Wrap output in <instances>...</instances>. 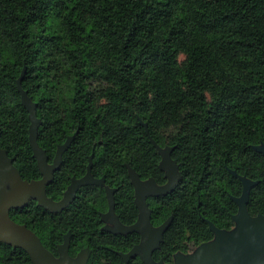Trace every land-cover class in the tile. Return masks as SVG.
Segmentation results:
<instances>
[{
    "label": "trees",
    "instance_id": "trees-1",
    "mask_svg": "<svg viewBox=\"0 0 264 264\" xmlns=\"http://www.w3.org/2000/svg\"><path fill=\"white\" fill-rule=\"evenodd\" d=\"M21 90L36 105L37 144L52 164L74 136L46 196L62 199L72 179H94L60 213L30 201L11 209L43 247L70 234L69 256L90 250L87 264H124L137 233L102 230L113 190L124 226L138 218L128 167L141 181L166 183L150 140L173 148L181 179L172 193L146 200L154 227L171 217L152 259L172 263L234 227L241 181L257 182L246 210L264 216V0H0V151L21 179L41 175L29 144ZM146 125V129L143 125ZM0 264H31L0 242ZM127 264H143L139 257Z\"/></svg>",
    "mask_w": 264,
    "mask_h": 264
},
{
    "label": "water",
    "instance_id": "water-1",
    "mask_svg": "<svg viewBox=\"0 0 264 264\" xmlns=\"http://www.w3.org/2000/svg\"><path fill=\"white\" fill-rule=\"evenodd\" d=\"M24 70L17 81V88L21 95V104L28 112L30 121L28 139L41 179L30 183L23 181L6 152L0 151V242L25 251L31 264H87L90 256L88 248L81 250L75 258L69 256V233L65 235L63 244L57 247L58 257H54L26 225L16 224L9 217L11 209L24 208L30 201H35L39 207L50 213H60L69 206L80 188L88 185L104 186V179L97 180L90 175L89 164L84 177L71 180L60 201L54 202L46 196V186L52 182L53 174L60 167L62 154L68 149L74 136L67 138L64 144L58 146L52 164H48L44 152L37 144L39 121L36 118V105L19 85ZM143 126L146 129V125ZM150 142L161 158L159 169L164 173L166 183L158 186L151 178L141 181L139 175L128 167V178L134 189V205L138 211L137 221L133 225L124 226L120 223L114 213L113 190L105 189L108 211L101 215V222L104 224L102 230L113 235L137 233L140 236L139 243L128 253L118 254L124 264L135 257H139L143 264H164L162 261L155 262L152 255L159 249L171 217L162 225L154 227L150 222L151 210L146 200L172 193L181 179V174L176 162L171 158L173 148H160L152 140ZM253 150L264 154V145L255 146ZM232 175L242 184L241 196L234 199L238 207L237 214L233 216L234 227L225 231L209 223L213 239L202 243L192 255L175 254L172 263L169 264H264V216L251 217L246 210L249 192L257 182L240 177L235 172H232Z\"/></svg>",
    "mask_w": 264,
    "mask_h": 264
},
{
    "label": "rangeland",
    "instance_id": "rangeland-1",
    "mask_svg": "<svg viewBox=\"0 0 264 264\" xmlns=\"http://www.w3.org/2000/svg\"><path fill=\"white\" fill-rule=\"evenodd\" d=\"M199 246H196V247L195 246H191L190 247V251L188 253H186V254L182 253V255H192V254H194L196 252V250L199 248Z\"/></svg>",
    "mask_w": 264,
    "mask_h": 264
}]
</instances>
